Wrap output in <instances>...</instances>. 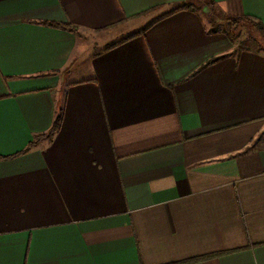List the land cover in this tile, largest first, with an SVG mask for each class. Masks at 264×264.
<instances>
[{
	"label": "crops",
	"instance_id": "1",
	"mask_svg": "<svg viewBox=\"0 0 264 264\" xmlns=\"http://www.w3.org/2000/svg\"><path fill=\"white\" fill-rule=\"evenodd\" d=\"M187 1L0 0V264H264V51L204 9L92 42Z\"/></svg>",
	"mask_w": 264,
	"mask_h": 264
},
{
	"label": "trees",
	"instance_id": "2",
	"mask_svg": "<svg viewBox=\"0 0 264 264\" xmlns=\"http://www.w3.org/2000/svg\"><path fill=\"white\" fill-rule=\"evenodd\" d=\"M204 6H206L210 10V12L208 13V16H207L208 23L211 25V29L208 31L209 33L224 34L232 42H234L239 37H241V33L243 32V30H245V29L250 30L249 27H251L252 29L255 28L256 31L259 33L260 38H261V42H259L260 48L262 51H264V27H263V24L260 20L255 19L253 17H249V16H238V17L224 16L223 13L220 11V9L218 8V6L216 5V3L213 0H206V4H204ZM204 6L201 5L200 2L195 4L194 2L188 0L184 6L177 8V9H173L169 12H166V13L158 16L150 24H148L145 28H143L139 32L133 33V34H131L127 37H124V38H122V39H120V40H118L112 44L107 45L105 47V51L112 50V49L124 44L125 42L130 41L133 38L144 34L146 32V30L149 29L155 23H157V22L161 21L162 19L167 18V17H169V16H171V15H173L179 11L190 10V11L197 13L198 11L203 9ZM159 9L160 8H154V9L148 10L146 12H143L142 14L135 16V18H139V17L145 16L148 14H153L156 11H158ZM47 25L50 27H53V28L62 29V30L71 32L73 34H77L79 32V29L77 27L71 25V24L49 23ZM222 58H224V57L215 58V59L211 60L210 62H208L207 65L215 64L219 60H221ZM63 114H64V109L62 108V106L60 104L58 107V111L56 113V118H55L54 124L52 126V129L48 132V134L36 137L34 139V141L29 145V148L34 147L43 137H48L50 139L53 138V136L61 128V125L63 122ZM201 260H204V259L191 260V261H188L187 263H191L194 261H201Z\"/></svg>",
	"mask_w": 264,
	"mask_h": 264
},
{
	"label": "rangeland",
	"instance_id": "3",
	"mask_svg": "<svg viewBox=\"0 0 264 264\" xmlns=\"http://www.w3.org/2000/svg\"><path fill=\"white\" fill-rule=\"evenodd\" d=\"M192 2H194L195 4L200 2L201 5L204 6V4H206V0H190ZM204 10H207L208 12H210L209 8H207L206 6L203 7ZM158 12L156 11L155 14H151V15H157ZM207 16L206 15V19H207ZM149 17H152V16H149ZM207 22V26L209 28H211V25L208 23V19L206 20ZM138 23H135L134 25H124L122 24L121 25V30H118L114 36H106L107 38L104 39L103 41L101 40V37L99 36H93L92 38V42L94 44V48L95 49H98V48H101V46H103L104 44V41L106 43H110L112 41H115V40H119V38H124L126 37L130 32H132L133 30L136 29V26ZM118 26H116L117 28ZM249 29H245L243 30V32L241 33V37H239L237 40L234 41V44H235V47H236V50L237 51H241V50H252V51H262L261 48H260V43L261 42V38H260V35L259 33L256 31V29H252L251 27H249ZM117 37V39L115 38ZM104 38V37H102ZM101 40V41H100ZM96 46L98 48H96Z\"/></svg>",
	"mask_w": 264,
	"mask_h": 264
}]
</instances>
